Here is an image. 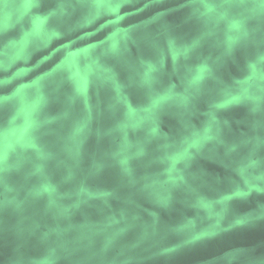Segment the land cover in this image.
Here are the masks:
<instances>
[{
    "label": "water",
    "instance_id": "95a60500",
    "mask_svg": "<svg viewBox=\"0 0 264 264\" xmlns=\"http://www.w3.org/2000/svg\"><path fill=\"white\" fill-rule=\"evenodd\" d=\"M0 264H264V0H0Z\"/></svg>",
    "mask_w": 264,
    "mask_h": 264
}]
</instances>
